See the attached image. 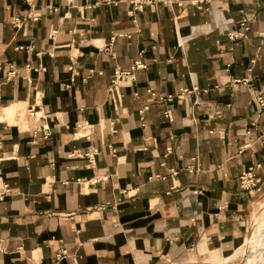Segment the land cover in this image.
<instances>
[{
    "label": "crops",
    "instance_id": "obj_1",
    "mask_svg": "<svg viewBox=\"0 0 264 264\" xmlns=\"http://www.w3.org/2000/svg\"><path fill=\"white\" fill-rule=\"evenodd\" d=\"M131 1L0 0V264H239L264 219V0Z\"/></svg>",
    "mask_w": 264,
    "mask_h": 264
},
{
    "label": "built area",
    "instance_id": "obj_2",
    "mask_svg": "<svg viewBox=\"0 0 264 264\" xmlns=\"http://www.w3.org/2000/svg\"><path fill=\"white\" fill-rule=\"evenodd\" d=\"M27 1L32 7L35 6L36 0H25ZM67 4H73L75 0H64ZM163 2V3H178L182 4V0H132V10L131 13L135 14L137 11L144 9V7L148 4L154 3V2ZM199 2V1H198ZM30 17H35L32 15V13H29ZM16 24H19L21 22V19L19 17H16L15 19ZM247 19H243L241 21V24L244 26L243 30H237V31H230L228 33L229 37L231 39L239 38V37H244L246 35L247 30L249 29V26L246 24ZM264 34V33H262ZM116 37V34L112 37L114 40ZM144 64L140 60L134 61V63L131 66V69L123 70L119 67L115 69L113 79H112V84H116L118 81H120L123 77H128V76H133L134 75V70L138 67H142ZM16 71L12 69L10 73L14 74ZM199 87H194L193 90H198ZM152 94H156L153 90H150ZM189 90L187 89H182V91L177 95L178 97H183V95L188 92ZM164 99L172 100L174 98V95H169L167 97H162ZM253 102L258 106V108L261 111H264V88L259 90L257 93L253 95ZM148 108V105L144 106V108L141 110L142 118H143V113L145 109ZM221 112L220 110L217 111V113ZM165 115L169 118L171 117V112L170 110L165 111ZM98 149H94V151L89 152L88 154L90 156H93ZM172 173L176 174L178 171L176 169H172ZM1 179V176H0ZM263 179L260 177L258 174L255 173L254 167L251 166L248 169L244 170L240 177H239V183L242 189L246 190H251V189H261ZM8 184H4V190L0 192V196L3 197L4 191L8 190ZM4 250V245L3 242L0 241V251ZM66 253V250H62L60 253H58L57 257H61Z\"/></svg>",
    "mask_w": 264,
    "mask_h": 264
},
{
    "label": "rangeland",
    "instance_id": "obj_3",
    "mask_svg": "<svg viewBox=\"0 0 264 264\" xmlns=\"http://www.w3.org/2000/svg\"><path fill=\"white\" fill-rule=\"evenodd\" d=\"M264 219L256 224L248 241V250L239 264H264Z\"/></svg>",
    "mask_w": 264,
    "mask_h": 264
},
{
    "label": "bare ground",
    "instance_id": "obj_4",
    "mask_svg": "<svg viewBox=\"0 0 264 264\" xmlns=\"http://www.w3.org/2000/svg\"><path fill=\"white\" fill-rule=\"evenodd\" d=\"M5 109V108H4ZM9 115V114H8ZM6 116V115H5ZM263 240H264V236H263ZM242 252H243V250H242Z\"/></svg>",
    "mask_w": 264,
    "mask_h": 264
}]
</instances>
